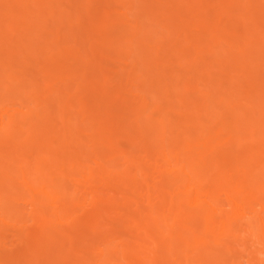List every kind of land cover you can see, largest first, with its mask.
<instances>
[{
    "label": "bare ground",
    "instance_id": "1",
    "mask_svg": "<svg viewBox=\"0 0 264 264\" xmlns=\"http://www.w3.org/2000/svg\"><path fill=\"white\" fill-rule=\"evenodd\" d=\"M0 264H264V0H0Z\"/></svg>",
    "mask_w": 264,
    "mask_h": 264
}]
</instances>
